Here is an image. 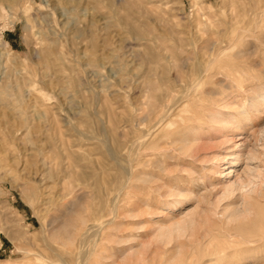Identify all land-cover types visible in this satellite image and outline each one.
<instances>
[{"label": "rangeland", "instance_id": "1", "mask_svg": "<svg viewBox=\"0 0 264 264\" xmlns=\"http://www.w3.org/2000/svg\"><path fill=\"white\" fill-rule=\"evenodd\" d=\"M18 1L35 8L36 21L50 4ZM68 1L56 2L43 40L19 6L0 0V264H74L86 227L101 230L94 264H178L170 246L153 243L154 229L196 204L167 215L168 192L191 191L202 202L214 193L209 183L220 188L237 174L264 181V20L254 29L251 0ZM145 135L143 152L130 153ZM114 148L135 176L121 193L126 177ZM233 150L254 158L245 155L230 176ZM64 187L72 194L61 199ZM72 196H82L74 219L52 231L51 215ZM219 225L214 244L224 245L230 237ZM187 243L184 264L191 253L196 264H264L262 249L211 259L206 243Z\"/></svg>", "mask_w": 264, "mask_h": 264}, {"label": "bare ground", "instance_id": "2", "mask_svg": "<svg viewBox=\"0 0 264 264\" xmlns=\"http://www.w3.org/2000/svg\"><path fill=\"white\" fill-rule=\"evenodd\" d=\"M13 2V6H19L18 8H20L22 15H23V19L25 20V22H27V24L29 23L31 28H38L39 31V36L42 37V39L44 40L45 38V34L43 30H47V26L49 25V23H51V19L52 17H54L55 13L52 12L55 9L56 6V2L58 4H63V0H49V5L46 6V11L45 12H41L38 15L40 16L38 18V20H34V14L31 13L32 10H35V8L33 6H22L20 5L18 0H10ZM68 1V0H67ZM7 2V1H6ZM69 2V1H68ZM122 2V1H121ZM35 3V2H34ZM77 5V4H76ZM2 10V9H1ZM37 11V10H36ZM41 11V10H40ZM37 11V12H40ZM247 13L250 12V15L253 16L251 21L252 24L254 26V29H258L259 27V23L264 20V0H251V6L250 8L246 11ZM237 18V17H236ZM238 19V18H237ZM236 20V19H235ZM247 26V25H246ZM251 27V26H249ZM241 30V29H240ZM240 30H237V34L239 32H241ZM239 31V32H238ZM243 31H245V29H243ZM251 31V30H250ZM255 32V31H254ZM257 33V32H256ZM243 34V33H242ZM252 34V33H251ZM44 36V37H43ZM49 38V37H48ZM251 38V37H250ZM264 38V37H263ZM41 39V38H39ZM258 42V41H257ZM263 42V41H262ZM214 44H216L214 42ZM231 44V43H230ZM6 47V44L2 42V46ZM214 47V46H212ZM227 49V48H226ZM235 49V48H234ZM51 53V52H50ZM49 54V53H48ZM225 54V53H224ZM240 55V54H239ZM218 56V53L217 55ZM51 57V56H49ZM210 59V57H209ZM213 60V59H212ZM211 62V61H210ZM206 70V69H205ZM208 70V69H207ZM206 70V72H207ZM205 72V73H206ZM202 74V73H201ZM200 74V75H201ZM230 74V73H229ZM204 76V75H202ZM201 79V78H200ZM199 84V83H198ZM25 85V83H24ZM197 85V84H195ZM17 87V86H16ZM8 90V88H7ZM19 91V90H18ZM184 93V92H183ZM182 93V94H183ZM190 93V92H189ZM264 93V92H263ZM185 94V93H184ZM187 94V93H186ZM185 94V95H186ZM184 95V96H185ZM192 95V93H191ZM190 97V96H187ZM91 99V98H90ZM262 99L264 101V95L262 96ZM19 100V99H18ZM185 100V99H184ZM180 102V100H178ZM176 102V101H175ZM246 102V101H245ZM23 103V101L21 102ZM158 103V102H157ZM156 103V104H157ZM153 104V103H152ZM159 104H161L159 102ZM158 107V106H156ZM155 107V108H156ZM163 107V106H162ZM154 108V106H153ZM150 109H151V105H150ZM163 109V108H160ZM172 109V108H171ZM170 110V108L168 109ZM174 110V109H173ZM149 111V109H148ZM147 111V112H148ZM146 112V113H147ZM168 112V111H167ZM171 112V110H170ZM169 112V114H170ZM145 113V112H144ZM172 113V112H171ZM183 113V111H182ZM189 113V112H188ZM150 114V113H149ZM180 114V113H179ZM221 114V113H220ZM168 115V114H167ZM144 117L140 118L139 120V124L138 127L141 125L140 123L143 121H148V115L143 114ZM153 116V115H152ZM155 116V115H154ZM213 116V115H212ZM220 115H216L214 116L215 121H217L218 119L221 121L223 119H221L219 117ZM156 118L158 117L155 116ZM166 117V114H162L160 115L159 118V123L164 120V118ZM223 117V114L222 116ZM130 118V117H129ZM187 117L185 116V119ZM189 118V117H188ZM187 118V119H188ZM155 119V118H154ZM172 119V117H171ZM182 119V118H181ZM186 119V120H187ZM213 119V120H214ZM225 119V118H224ZM138 120V119H137ZM156 120V119H155ZM184 120V119H183ZM95 121V120H94ZM130 121V120H129ZM154 121V120H152ZM178 121V120H177ZM26 122V121H24ZM49 122V121H48ZM138 122V121H137ZM136 122V123H137ZM155 122V121H154ZM156 122V123H158ZM183 122V121H182ZM23 123V122H22ZM21 123V125H22ZM99 123V121H98ZM150 123V120H149ZM155 123V124H156ZM185 123V120H184ZM183 123V124H184ZM226 123V122H225ZM90 124V123H89ZM163 124V123H162ZM176 124V123H174ZM25 125V124H23ZM185 125V124H184ZM26 126V125H25ZM163 126V125H162ZM174 126V125H173ZM89 127H91L89 125ZM149 127V126H148ZM137 129V128H136ZM168 130V129H167ZM159 130H156L155 132L157 133ZM105 132H100L101 136L103 137L102 142L105 143L104 141H106L110 136ZM152 132V130H151ZM154 132V133H155ZM161 132V131H160ZM82 132H80L81 134ZM140 134V133H139ZM138 134V135H139ZM152 134V133H151ZM83 135V133H82ZM157 134H155L154 136H156ZM150 136V135H149ZM12 137V136H10ZM8 137V138H10ZM123 137L128 138L126 134L123 135ZM137 137V136H136ZM124 138V139H125ZM148 138V135L145 136H141L139 139H136L130 146V153H133V150H137L140 152L143 149V145L145 144L144 142L147 141V143H149V140H146ZM156 138V137H155ZM150 139V138H149ZM182 139V138H181ZM10 140V139H8ZM113 140V139H112ZM115 140V139H114ZM117 140V139H116ZM152 140V139H150ZM109 141V140H108ZM8 142V141H7ZM11 142V141H10ZM52 142V141H51ZM53 143V142H52ZM51 143V144H52ZM118 143V142H116ZM54 144V143H53ZM119 145V144H117ZM182 145V144H181ZM120 146V145H119ZM122 146V145H121ZM120 146V150L122 151ZM115 147H117L115 145ZM126 147V145H124V148ZM128 147V146H127ZM46 148V147H45ZM123 148V147H122ZM129 148V147H128ZM237 148L239 149V146H237ZM48 149V148H47ZM108 149V148H107ZM147 149V148H146ZM41 150V149H40ZM237 150V149H236ZM1 151V150H0ZM51 151V150H50ZM57 151V149H56ZM60 151V150H59ZM110 152V150H108ZM112 155L115 157V159H118V163L117 165L119 166V170L123 173V175H125L126 177V181L123 185H120L121 188H119V192L121 193L122 191L124 192V190L130 186L129 183L131 181V179L135 176H133V173L131 171V166L128 165H124L123 160L120 157H118V153L116 152V149H112ZM119 151V150H117ZM136 151V152H137ZM55 152V150H54ZM128 152V151H127ZM146 152V151H144ZM44 153V152H43ZM51 153V152H49ZM53 153V151H52ZM56 153V152H55ZM60 153V152H58ZM63 153V152H61ZM60 153V154H61ZM139 152L135 153L136 155H138ZM57 154V153H56ZM59 154V155H60ZM110 154V153H108ZM40 155V154H39ZM45 155V154H44ZM43 155V156H44ZM52 155V154H51ZM50 155V156H51ZM55 155V154H54ZM131 155V154H129ZM128 155V156H129ZM245 155L250 159V158H254V154L253 152H247L246 150H239L238 152L234 151L232 153H230L229 156V163L232 165L231 167L227 168L229 170L228 173H226L227 175H230L233 172H237L235 169L234 171H232L233 168H236L237 165L239 163H241L243 160H245ZM48 156V155H46ZM49 156V157H50ZM120 156V155H119ZM221 156V155H219ZM67 157V156H65ZM76 157V156H75ZM130 157V156H129ZM128 157V158H129ZM55 158V157H54ZM48 159V157H47ZM56 159V158H55ZM54 159V160H55ZM133 159V158H132ZM215 162L217 161V165H219V163H221L220 161L222 160L221 157H215ZM248 159V160H249ZM44 160V159H43ZM58 160V159H57ZM55 160V162L57 161ZM61 160V159H60ZM127 160H130L127 159ZM126 161V160H125ZM131 161V160H130ZM134 161V160H132ZM66 162V161H65ZM79 162V161H78ZM106 162V161H105ZM219 162V163H218ZM57 163V162H56ZM129 163V161H128ZM132 163V162H131ZM33 164V162H32ZM73 165V163H72ZM132 165V164H131ZM59 166V165H58ZM75 166V165H74ZM213 166V165H212ZM219 167V166H218ZM72 168V167H71ZM215 168V167H214ZM75 169V168H74ZM216 169V168H215ZM231 170V171H230ZM65 171V170H64ZM83 171V170H82ZM73 172V171H72ZM76 172V171H74ZM102 172V171H101ZM85 173V172H84ZM83 173V174H84ZM103 173V172H102ZM55 174V173H54ZM53 174V176H55ZM76 174V173H75ZM68 175V174H67ZM66 175V176H67ZM80 175V174H79ZM79 175L76 174V176L79 177ZM104 175V174H103ZM220 175V172H219ZM218 175V176H219ZM234 175V174H233ZM52 176V178H53ZM75 176V177H76ZM94 176V175H93ZM105 176V175H104ZM222 176V175H221ZM225 176V175H224ZM102 177V175H101ZM95 177H92V179H94ZM103 178V177H102ZM77 179V178H76ZM112 179V178H111ZM114 179V178H113ZM211 179V178H210ZM133 180V179H132ZM148 180V179H147ZM146 180V181H147ZM208 180V179H207ZM206 180V181H207ZM77 181V180H76ZM78 181H80V183L85 184L86 182L89 181L88 176H86L85 174L82 175L81 178H78ZM92 182V180H90ZM220 182V180H218ZM257 178L256 176L251 179V178H247V179H243L241 178L240 175L237 174L236 178L234 181L228 180L227 182H223L221 183L222 185L220 186V188H217V185L215 183H209V185L212 187V190L214 193L212 195V197H210V199L206 198V197H202V202L199 201V197L198 195H196L195 193L191 192V191H185V192H176V193H169L168 195L169 197L173 198L172 202H168L166 205V209L167 211V215L169 213L172 212H178L181 209H183L187 204L189 203H195L196 205L194 206L193 209H185V211L180 212L179 215H181L180 218L175 219V217H172L168 224L164 223V224H159L155 229H154V235L152 238L153 243L155 244H159L160 246H162V248L164 247H168L170 246L172 248V251H174V256L171 259H176L178 264H184V258L188 257V251H187V246H188V241L192 244H195L197 246H200L204 243H206V254L210 255L211 259L216 258V259H222L224 257H228V256H238L243 254L244 252H248L252 250H264V228L260 229V226H262L264 224V209L257 206L258 202H260L262 199H264V188H262V185H264V181L261 180V182L259 184H257ZM94 182V181H93ZM100 183V181H98ZM102 182H104V184H107V182L105 180H103ZM102 182L100 184H102ZM109 182V181H108ZM91 184V183H90ZM76 186V185H74ZM91 186V185H90ZM94 186V185H93ZM103 186V184L101 185ZM209 186V187H210ZM62 187V186H61ZM92 187V186H91ZM101 188V187H100ZM35 189V188H34ZM37 189V188H36ZM67 189V188H66ZM65 187L62 191V193L60 194V198L61 199H65L67 196L70 197V194H72L69 191H66ZM98 189V188H97ZM74 190V189H73ZM87 191V189H86ZM90 191V190H89ZM88 191V193H89ZM33 192V191H31ZM35 192V191H34ZM33 192V193H34ZM97 192V190H96ZM81 193V192H80ZM252 193H256V195L258 196L257 199L252 196ZM84 194V192H83ZM85 194H87L85 192ZM36 195H38L36 193ZM92 195V193H91ZM95 195L99 196V193H95ZM122 195V194H121ZM120 195V197H121ZM35 196V195H33ZM118 196V195H117ZM87 198V197H86ZM85 198V200H86ZM100 202L102 197H98ZM27 199V198H26ZM68 199V198H67ZM89 200V198H87ZM117 199V198H116ZM28 200V199H27ZM87 200V202H88ZM103 200V199H102ZM82 201V196H75V197H71V199L67 200L65 203H63L60 206V209H58L59 214H55L51 215V219H50V223H48V225L50 226L52 231H55V229H58L57 227H59V225L61 223H67L70 221V219H72L70 216L72 213H74L77 210V206L81 203ZM60 202V201H59ZM98 202V201H97ZM93 203V202H92ZM204 203V204H203ZM57 204V203H56ZM86 205V204H85ZM92 205V204H90ZM97 205V204H96ZM56 206V205H55ZM101 206V205H100ZM165 206V205H164ZM79 207V206H78ZM96 207V206H95ZM114 207V205H113ZM53 208V207H52ZM87 208V207H86ZM100 208V207H99ZM83 209V208H82ZM91 209V208H89ZM101 209V208H100ZM99 209V210H100ZM53 210V209H52ZM57 210V209H56ZM86 210V209H85ZM98 210V211H99ZM95 211V209H94ZM50 212V211H49ZM48 212V213H49ZM93 212V211H92ZM53 213V212H52ZM87 213V212H86ZM89 213V212H88ZM87 213V214H88ZM98 213V212H97ZM77 214V213H76ZM80 214V213H78ZM90 215V214H89ZM92 215V214H91ZM98 217V214H95ZM164 215V214H163ZM80 216V215H79ZM64 217V219H62ZM90 217V216H89ZM96 217V216H95ZM163 217V216H162ZM81 218V217H80ZM74 219V218H73ZM72 219V220H73ZM86 219L87 218H82L81 224L84 225L86 223ZM96 219V218H95ZM76 221V218H75ZM79 221V219H78ZM90 221V219H89ZM216 223H220L219 226L223 227L225 230V233L230 237V239H224V245H219V243L214 244V241H217V237L213 235V227L216 226ZM81 225V226H82ZM61 227L64 228V226L60 225ZM98 227V226H97ZM85 228V227H84ZM94 228V226H93ZM99 228V227H98ZM65 229V228H64ZM67 229V228H66ZM79 229V227H78ZM81 229H83L81 227ZM242 229H247L249 230L251 233L250 235H243L242 233H240V231ZM80 230V229H79ZM255 230H259L257 232H253ZM81 231V230H80ZM83 231V230H82ZM100 229L94 230L92 231L90 227H86V229L79 233V237H78V249L79 252L77 254V256L75 257V259L73 260L74 264H94L96 263L95 260H93V253H94V248L96 247V243H97V239L100 235ZM42 232V231H41ZM51 232V231H50ZM56 232V231H55ZM55 232H54V236H55ZM78 232V231H77ZM76 232V233H77ZM26 236V235H25ZM66 236V235H65ZM44 237V236H43ZM32 238V237H31ZM69 238V237H68ZM29 239V238H28ZM27 238H25V240L28 241ZM44 239V238H43ZM52 239V238H51ZM31 240V239H30ZM63 240V239H62ZM99 241V240H98ZM29 242V241H28ZM46 244L47 242L44 241ZM64 245H66L67 247L70 246V244H72V241L70 239H67L66 241H63ZM90 243H93L90 246ZM49 248V246H48ZM132 248V247H130ZM51 249V248H49ZM160 249V248H159ZM143 250H146V247L143 248ZM165 250V248H164ZM198 250V249H197ZM55 255L59 256L62 258V256L56 251L53 250ZM195 252V251H194ZM140 254V256L143 253H138ZM67 255V254H66ZM172 255V254H171ZM190 258L188 260V262H186V264H196L198 261V258L196 260H192L193 257H195V255L197 254H190ZM204 256V255H203ZM260 257V256H259ZM54 258V257H53ZM257 258V257H256ZM256 258H252V262H256ZM50 259V258H48ZM47 259V260H48ZM249 259V258H248ZM66 260V259H65ZM64 260V261H65ZM140 260V264L141 262V258H139ZM259 260V259H258ZM49 262V260H48ZM69 262V261H68ZM53 263V262H52ZM59 264V263H58ZM146 264V263H145ZM159 264V263H157ZM255 264V263H254Z\"/></svg>", "mask_w": 264, "mask_h": 264}]
</instances>
